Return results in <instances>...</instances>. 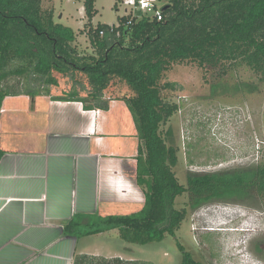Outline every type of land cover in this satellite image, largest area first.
<instances>
[{"label":"trees","instance_id":"obj_1","mask_svg":"<svg viewBox=\"0 0 264 264\" xmlns=\"http://www.w3.org/2000/svg\"><path fill=\"white\" fill-rule=\"evenodd\" d=\"M166 1L162 20L126 14L118 24L95 27L96 0H84L93 51L82 53L74 45L75 30L57 22L54 9H45L42 0H0V115L4 99L12 95L55 91L62 99L82 101L86 109L102 110L109 108V97L126 102L142 141L136 180L145 192L144 206L125 215H75L65 226L67 234L82 237L117 228L126 242L147 244L174 235L189 209L264 199V163L189 173L187 183H180L174 169L177 147L161 130L178 109L164 93L175 85L163 82L175 63L219 66L221 77L245 65L264 81V0ZM12 78L19 83L11 85ZM258 89L251 82H219L211 93ZM3 155L0 142V160ZM185 192L189 209L177 208L176 199ZM181 249L182 264H203ZM72 264L152 263L78 253Z\"/></svg>","mask_w":264,"mask_h":264},{"label":"rangeland","instance_id":"obj_2","mask_svg":"<svg viewBox=\"0 0 264 264\" xmlns=\"http://www.w3.org/2000/svg\"><path fill=\"white\" fill-rule=\"evenodd\" d=\"M42 6L54 9L55 20L75 30L74 45L82 53L93 51L84 0H42ZM95 8L97 14L93 17L92 25L96 27L100 23L118 24L121 17L126 15L128 5L125 0H96ZM219 71V66L204 68L196 62L186 61L173 64L163 80L175 85L164 90V93L172 103L178 105V109L162 124L161 130L166 140L177 147L178 163L174 169L182 184L187 183L189 173L246 168L264 163V81L245 65L230 68L222 77ZM19 81V78H12L10 84ZM219 82L231 86L251 82L258 84L259 89L254 93H221L220 90L217 95H212L211 86ZM38 95L41 98L46 94ZM36 96L31 95L29 99ZM8 97V101H20L25 108L31 102L25 97ZM38 105L34 110L36 112L33 113L32 109L31 113L26 114L27 117H45L47 103ZM111 105L113 108L110 111H104L110 121L107 129L118 124L116 128L119 127L123 134L107 133L105 136L116 148L112 150L113 154L126 158L127 154L136 152L137 143L141 145L142 141L128 105L119 99L111 101ZM98 113L100 111L94 112L95 115ZM22 136L25 140L26 134ZM127 140L129 151L122 147ZM104 154L107 156L111 151L105 150ZM132 186L141 191L139 184ZM105 192L103 185L104 197L98 215L131 214L139 211L145 203L143 192V196L136 201H130V195H117L114 204L106 202ZM188 199L187 192L178 196L176 207L189 209ZM181 246L203 264H264V199L251 197L244 201L214 202L197 210L189 209L176 233L167 234L161 241L129 243L114 228L79 237L75 250L152 264H182L184 253Z\"/></svg>","mask_w":264,"mask_h":264},{"label":"crops","instance_id":"obj_3","mask_svg":"<svg viewBox=\"0 0 264 264\" xmlns=\"http://www.w3.org/2000/svg\"><path fill=\"white\" fill-rule=\"evenodd\" d=\"M29 97L25 108L7 96L0 115V264H72L77 253L86 252H76L79 237L67 234L65 226L75 215H98L103 185L111 204L117 195H130V201L145 195L141 186V191L132 186L138 185L140 145L126 158L113 154L116 148L105 134H123L118 124L107 129L104 111L113 108V98L102 110L86 109L55 91ZM44 102V118L27 117ZM122 147L129 151L128 140Z\"/></svg>","mask_w":264,"mask_h":264},{"label":"built area","instance_id":"obj_4","mask_svg":"<svg viewBox=\"0 0 264 264\" xmlns=\"http://www.w3.org/2000/svg\"><path fill=\"white\" fill-rule=\"evenodd\" d=\"M128 5L126 14L132 15H150L157 20L163 19V7L166 5V0H125ZM99 110H94L98 112Z\"/></svg>","mask_w":264,"mask_h":264}]
</instances>
